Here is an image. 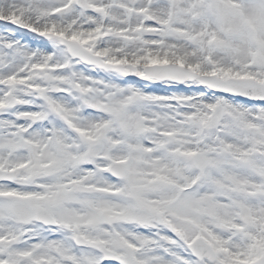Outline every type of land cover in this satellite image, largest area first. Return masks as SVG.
Returning <instances> with one entry per match:
<instances>
[{
	"label": "snow or ice",
	"instance_id": "1",
	"mask_svg": "<svg viewBox=\"0 0 264 264\" xmlns=\"http://www.w3.org/2000/svg\"><path fill=\"white\" fill-rule=\"evenodd\" d=\"M0 264H264V0H0Z\"/></svg>",
	"mask_w": 264,
	"mask_h": 264
}]
</instances>
